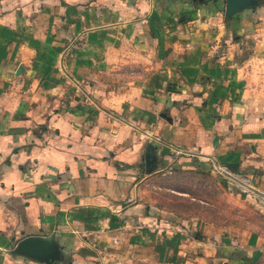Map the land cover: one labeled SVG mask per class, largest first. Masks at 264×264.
<instances>
[{
    "label": "crops",
    "instance_id": "crops-1",
    "mask_svg": "<svg viewBox=\"0 0 264 264\" xmlns=\"http://www.w3.org/2000/svg\"><path fill=\"white\" fill-rule=\"evenodd\" d=\"M237 6L0 0V264H264V230L146 202L169 168L264 191V0Z\"/></svg>",
    "mask_w": 264,
    "mask_h": 264
},
{
    "label": "rangeland",
    "instance_id": "rangeland-1",
    "mask_svg": "<svg viewBox=\"0 0 264 264\" xmlns=\"http://www.w3.org/2000/svg\"><path fill=\"white\" fill-rule=\"evenodd\" d=\"M146 191L149 205L179 219L232 226L240 232L264 230V191L225 168L160 170L146 180Z\"/></svg>",
    "mask_w": 264,
    "mask_h": 264
},
{
    "label": "water",
    "instance_id": "water-1",
    "mask_svg": "<svg viewBox=\"0 0 264 264\" xmlns=\"http://www.w3.org/2000/svg\"><path fill=\"white\" fill-rule=\"evenodd\" d=\"M238 4H240V0H227V6L231 11L238 8ZM55 250L57 252L56 246L50 238L35 235L21 238L14 249L16 253L31 255L43 259V261L53 259L56 256Z\"/></svg>",
    "mask_w": 264,
    "mask_h": 264
}]
</instances>
